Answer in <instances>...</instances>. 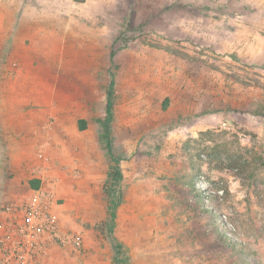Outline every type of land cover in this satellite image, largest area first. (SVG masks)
<instances>
[{
	"label": "rangeland",
	"instance_id": "rangeland-1",
	"mask_svg": "<svg viewBox=\"0 0 264 264\" xmlns=\"http://www.w3.org/2000/svg\"><path fill=\"white\" fill-rule=\"evenodd\" d=\"M263 1L6 2L0 65L33 58L18 87L73 93L58 97L71 111L41 105L26 158L49 132L53 165L77 171L59 194L63 264H264Z\"/></svg>",
	"mask_w": 264,
	"mask_h": 264
},
{
	"label": "built area",
	"instance_id": "built-area-1",
	"mask_svg": "<svg viewBox=\"0 0 264 264\" xmlns=\"http://www.w3.org/2000/svg\"><path fill=\"white\" fill-rule=\"evenodd\" d=\"M47 144L38 150L39 162L32 169L39 185L27 196L0 205V264H63L61 250L74 240L58 208L66 173L77 171L67 165L53 170Z\"/></svg>",
	"mask_w": 264,
	"mask_h": 264
},
{
	"label": "crops",
	"instance_id": "crops-1",
	"mask_svg": "<svg viewBox=\"0 0 264 264\" xmlns=\"http://www.w3.org/2000/svg\"><path fill=\"white\" fill-rule=\"evenodd\" d=\"M7 1L8 0H0V14L2 9L8 8V5L6 4ZM217 1H218L217 5L222 4L226 6L228 4L225 3V1L231 2L232 0H217ZM237 1H241V0H237ZM248 5H253V3H250ZM263 5H264V1H263ZM258 11L261 14H263L264 8H262V10H257V11L256 10L254 11L253 9L252 14L258 16ZM261 61L262 63H264V58H262ZM34 62L35 60L33 58H30L29 61L27 58L22 59V61L19 62L18 59L12 57L9 58L8 61H6L5 63H1L0 65V142L2 144H5L7 147L6 149L9 151V154L12 159V166L10 168L11 169L10 173L11 172L14 173V176L12 178H10L9 180H5L3 186L2 184H0V191H1L0 205L8 200L21 199L25 197L27 193L29 194L31 188H33L31 185L32 180L29 181L28 173L26 170H24L23 165H25L26 168H29V171H32L33 169L32 167L34 164L37 165V163H29L30 161H27L26 158H30L29 156L32 151V144L39 136L41 123L45 125V128L47 127L46 120L45 122L43 121L41 122V118H43L42 115L44 116L45 112L47 111L46 108L41 107V105L44 103L48 104L52 102L53 99H57L58 103L53 102L51 106H47L50 112L59 113L64 110L65 111L73 110L72 106L69 107L64 105L62 107V105L59 104V100H58L59 96H64L65 100L71 102L72 95L70 94L73 93L70 94L63 93L62 95L58 94L55 98L52 99V97L55 94L50 96L51 92H49L47 95L45 93L41 94V92L38 90H36L35 92L34 87H32L30 82L25 83L26 87L28 88V89L26 88V90L18 87L20 85V83L19 84L16 83L18 77L24 75L23 76L24 79L31 80L32 75L36 71V68L34 67ZM16 63L19 64L22 63V65L25 63L33 64L32 65L33 67L26 66L25 68L19 67L17 69H14L13 64ZM3 77L8 78L7 81L3 82ZM9 79H12L13 81L11 85L10 82H8ZM67 83H70V85L74 84L71 83V77L69 78V80H67ZM47 91H51L50 87L49 89H47ZM41 96L43 97V99L40 98ZM32 101L34 105L32 104ZM38 104H40V106ZM45 131L47 132L46 129ZM51 139L52 136L48 132L46 134L45 143L50 141ZM58 142L59 141L56 140V144H58ZM59 143H61L59 152L64 154L66 151V140H62ZM50 156L51 159H53L55 155L50 153ZM68 157L72 158L71 155ZM69 162H71V160ZM51 164L53 165L52 162ZM63 165H67V164L64 162H61L59 165L54 164L53 170L61 171L60 166ZM65 182L63 183V186L65 185ZM63 186L60 188V192H59L60 194ZM2 188L4 190H1ZM58 212L61 215L59 208H58Z\"/></svg>",
	"mask_w": 264,
	"mask_h": 264
},
{
	"label": "trees",
	"instance_id": "trees-1",
	"mask_svg": "<svg viewBox=\"0 0 264 264\" xmlns=\"http://www.w3.org/2000/svg\"><path fill=\"white\" fill-rule=\"evenodd\" d=\"M84 126H85V121L81 120L80 127L81 128H84ZM113 174L116 176V180L118 181L120 179V177H121L120 171H119V168L118 167L114 168ZM31 185H32L33 188H36L39 185V182L37 180H32L31 181Z\"/></svg>",
	"mask_w": 264,
	"mask_h": 264
}]
</instances>
